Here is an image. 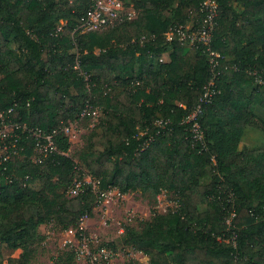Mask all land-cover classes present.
Returning a JSON list of instances; mask_svg holds the SVG:
<instances>
[{
	"label": "trees",
	"instance_id": "16d2710c",
	"mask_svg": "<svg viewBox=\"0 0 264 264\" xmlns=\"http://www.w3.org/2000/svg\"><path fill=\"white\" fill-rule=\"evenodd\" d=\"M199 1L133 0L132 20L80 33L87 0H0V109L14 106L15 120L45 130L79 118L86 104L103 111L75 158L60 133L43 162L31 158L30 140L0 163V259L5 245L21 249L25 264L41 224L64 230L90 216L91 186L68 193L88 172L102 191L178 195L176 209L156 211L140 231L127 228L126 242L152 264H264V147L240 146L254 105L264 107V0H217L209 48L221 58L217 92L197 114L203 148L184 119L212 75L207 47L164 37L199 18ZM165 52L169 60H158ZM257 125L264 131V121ZM75 258L67 249L59 264Z\"/></svg>",
	"mask_w": 264,
	"mask_h": 264
},
{
	"label": "rangeland",
	"instance_id": "374dc122",
	"mask_svg": "<svg viewBox=\"0 0 264 264\" xmlns=\"http://www.w3.org/2000/svg\"><path fill=\"white\" fill-rule=\"evenodd\" d=\"M182 45L189 47L187 43ZM161 58L164 61L167 60L164 53ZM259 83H261L260 80ZM253 114L254 124L244 127L240 139V146L244 145L250 149L264 147V131L257 125L264 121V107L254 105ZM102 115V108L97 107L95 116L80 115L79 118L65 123L68 124L66 134L70 143L68 154L73 158L75 153L85 146L86 134L95 128ZM90 178L95 177L84 172L80 181L92 180ZM39 184L40 181L36 180L32 185L38 187ZM61 189L62 186L58 190ZM105 192V195L97 197L92 214L86 215L82 224L88 239L89 250H94L98 245L112 243L115 249L108 248H111L114 254L109 260H101L99 263L90 262L85 255L76 256L73 264H152L150 256L134 249L126 242V232L128 229L140 231L152 219L156 211L163 213L169 209H176L180 204L178 195L173 190L160 189L155 192L151 188L128 192H120L112 188ZM95 194L97 195L96 192ZM71 228L74 232L77 227ZM67 230H61L54 221L41 224L39 226L41 239L33 246L25 264H59V258L64 251L70 248L76 251L81 245L78 233H68ZM21 253L22 250L19 248L10 249L2 245L0 264H20Z\"/></svg>",
	"mask_w": 264,
	"mask_h": 264
},
{
	"label": "built area",
	"instance_id": "2783aa9c",
	"mask_svg": "<svg viewBox=\"0 0 264 264\" xmlns=\"http://www.w3.org/2000/svg\"><path fill=\"white\" fill-rule=\"evenodd\" d=\"M70 2L73 0H69ZM88 7L81 12L75 30L80 33H87L92 31H104L110 27H113L122 21L132 20L137 15V8L133 0H87ZM197 20L189 21L183 24H176L170 26L165 32L164 37L167 41H179L181 44L187 43L189 46H195L198 44L205 45L208 52L209 62L211 63L212 75L208 79L207 83L203 86L202 94L199 98V102L196 107L189 112L184 121L189 123V131L192 141L201 142L202 148L205 147L203 140V129L197 120V114L201 110V104L211 101L212 96L217 92L216 89V75L217 67L219 65V59L221 55L209 48V43L212 38L213 30L216 26V17L218 16V2L217 0H200L198 7ZM64 21L54 28V34H57ZM160 54L158 60L164 61ZM227 65L223 66L226 68ZM14 106H10L6 109H0V163L8 160L11 155H17L25 149V142L31 140L32 155L31 158L35 162H43L48 155L57 150L56 137L62 133L67 136L68 124H62L58 127H53L49 130L42 129L37 126H29L24 121H18L13 118ZM97 114V108L92 107L89 104L80 112L81 116L91 117ZM165 121L161 119L156 121L157 125L163 126ZM33 156V157H32ZM27 177V176H25ZM92 180H78L68 192L70 195H75L81 190L82 185H90L98 197L105 195L106 190L99 189V180L97 178H90ZM234 216V212L231 213ZM80 218V222L74 232L78 233L81 245L75 251L76 256L81 257L85 255L90 262L99 263L101 260H109L114 254L111 248L98 245L94 250L88 249V239L85 235L83 227V219ZM230 218L226 219V223L230 225ZM74 228V227H73ZM68 233L74 234L72 228H68ZM235 231H232L231 238L234 239Z\"/></svg>",
	"mask_w": 264,
	"mask_h": 264
},
{
	"label": "crops",
	"instance_id": "0c3cea01",
	"mask_svg": "<svg viewBox=\"0 0 264 264\" xmlns=\"http://www.w3.org/2000/svg\"><path fill=\"white\" fill-rule=\"evenodd\" d=\"M164 56L166 57L165 59H167V60H165V61H168V60H169V55H168L167 52L164 53Z\"/></svg>",
	"mask_w": 264,
	"mask_h": 264
}]
</instances>
